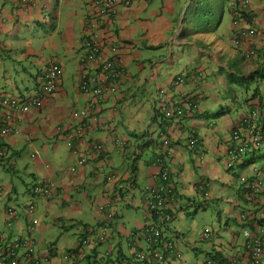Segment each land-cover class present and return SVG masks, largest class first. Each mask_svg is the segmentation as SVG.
Masks as SVG:
<instances>
[{
  "label": "crops",
  "instance_id": "1",
  "mask_svg": "<svg viewBox=\"0 0 264 264\" xmlns=\"http://www.w3.org/2000/svg\"><path fill=\"white\" fill-rule=\"evenodd\" d=\"M90 2L36 0L33 6H21L0 0V90L24 94L35 88L36 76L49 63H58L63 69L60 90L47 98L41 109L19 117L20 133L4 141L7 157L0 166L19 179L23 190L15 184L3 189L0 234L6 240L25 236L28 218L23 208L32 202L36 206L34 218L39 220L34 234L37 256L48 258L49 248L62 254L76 245L80 229L97 231L100 217L96 203L104 191L110 190L119 196L114 194L115 219L108 239L101 244L93 240L72 260L64 261L58 254L48 262L124 264L130 258L131 233L135 232L138 246L145 247L139 233L152 219L144 208L142 195L153 183L155 168L151 162L157 157L163 134L170 139L171 154L164 157L163 168L169 172L177 191L175 217L188 216L190 208L194 213L203 210L210 206L209 202L224 203L219 217L223 215L226 221H219L210 251L224 258L239 255L242 240L235 239L236 230L230 222L242 229L236 218L249 207L240 199L236 172L250 170L251 174L258 153L248 155L244 165L231 171L225 169L224 157L231 130L249 114L251 107L260 104L259 98L264 104V83L250 79L255 70L264 68V37L251 41L258 54L245 61L240 50L231 45L234 29L228 14H223L225 20L215 33L188 35L183 30L182 18L191 0H135L131 8L120 10L105 23L99 36L106 51L119 46L117 60L125 78L118 92L101 104L99 118L105 128L90 125L83 136L81 148L89 159L85 166L76 167L75 151L67 147L56 129L65 127L74 132L71 112L86 107L89 99L78 90V65L87 19L92 12ZM262 9L264 0H251L246 13L250 20L255 16L253 23L257 29H264V16L258 15ZM244 22L237 28H245L248 21ZM178 76L185 81L175 85ZM163 90L167 101L177 105L189 103L190 115L180 121L163 119L158 112L159 93ZM191 131L202 147L198 156L187 147ZM70 133L66 132L73 145L81 144ZM27 136L32 139L31 147L27 145ZM116 139L125 141L122 148ZM91 141L104 145L105 157L98 158L89 152L87 144ZM32 150L38 151V158L30 157ZM261 150L264 153V147ZM71 167H76L73 173ZM263 167L264 164L259 169ZM112 174L118 180L109 183L107 177ZM44 179H50L54 185L53 196L47 201L33 198L29 192L31 185ZM203 180L209 184L205 191L208 197L197 191ZM9 207L16 210L17 217L7 228L5 209ZM137 209H143L142 216L137 217ZM123 218L133 223L129 231L120 224ZM163 236L179 239V232L169 225ZM211 253L205 252L204 257Z\"/></svg>",
  "mask_w": 264,
  "mask_h": 264
},
{
  "label": "built area",
  "instance_id": "2",
  "mask_svg": "<svg viewBox=\"0 0 264 264\" xmlns=\"http://www.w3.org/2000/svg\"><path fill=\"white\" fill-rule=\"evenodd\" d=\"M21 6H33L36 0H10ZM135 0H91L92 12L87 19V34L81 44V56L78 65V90L89 97L87 106L82 109H74L71 118L75 122L74 132L71 129L59 127L56 130L65 140L69 149L75 151L77 156L76 167H83L88 163V154L81 148L83 136L90 125H97L104 129L101 124L99 114L101 104L110 95H114L122 86L125 78L124 69L117 60L118 45L107 48L106 51L99 32L105 30V23L114 19L120 10L132 7ZM251 5V0H239L237 10L240 13L238 19L233 23L232 45L242 51L245 60H252L257 57V49L250 45L253 39L258 36L264 37V29H257L255 16L247 23L245 28H237L239 23H245L241 13H247ZM241 15V16H240ZM258 15L264 16V9ZM2 15L0 13V22ZM62 67L55 62L49 63L36 76V86L34 89L24 94H10L0 90V162L7 157V150L3 146L4 141L17 136L19 130V117L28 114L33 110L42 108L44 101L55 95L62 84ZM185 79L178 76L175 85L183 84ZM160 103L158 106L159 115L166 120L173 119L180 121L190 115L191 105H180L171 103L165 98V90L159 93ZM72 136L76 135L81 144L73 145ZM68 135V136H67ZM160 147L157 157L151 162V167L155 168L152 176L153 183L143 190L144 208L152 219V223L143 227L139 234L142 235L145 247L138 246L135 232L130 234L131 240L128 244L130 258L124 264H177L182 259L179 252V239L177 237L165 238L163 231L169 227L173 221L172 215L175 211V185L171 182L169 172L163 168V159L170 156V139L166 135H161ZM29 147L32 146L30 136L26 137ZM116 144L121 148L125 144L124 140L116 139ZM187 147L195 156L201 153V146L194 132L188 134ZM264 147V108L253 107L249 114L234 127L229 135L224 157V167L227 171L234 170L237 166L245 164V158L252 152H258ZM87 149L98 158L105 157L106 149L103 144L91 141L87 144ZM254 154V153H253ZM38 151L32 150L30 157L38 158ZM76 167H71L70 172H74ZM48 169L49 166L46 165ZM109 183L118 180V176L112 174L107 177ZM198 192H205L208 183L205 180L200 182ZM238 191L240 199L248 209L240 212L237 222L242 225L240 235L235 231V239L242 240V252L238 255L230 256L226 264H264V167L262 169L253 167L251 174L238 178ZM54 185L50 179H44L31 185L29 192L33 198L47 201L53 196ZM115 193L106 190L102 193L96 203V212L100 217L97 231L94 229H80V237L74 247L59 254L57 249L49 248L48 258L37 256V243L34 238L39 220L34 218L36 206L29 202L23 212L28 218L27 234L25 236L13 237L6 240L0 234V264H49V259L62 256L64 261L72 260L83 249L90 247L92 241L104 243L108 239L111 225L115 219L114 202ZM3 190L0 188V197ZM119 196V194H115ZM7 228L11 227L17 217L14 208L5 209ZM215 230L206 227L200 237L203 241H211ZM241 237V238H240ZM108 253L105 254V257ZM196 264H219L218 261L207 257Z\"/></svg>",
  "mask_w": 264,
  "mask_h": 264
},
{
  "label": "rangeland",
  "instance_id": "3",
  "mask_svg": "<svg viewBox=\"0 0 264 264\" xmlns=\"http://www.w3.org/2000/svg\"><path fill=\"white\" fill-rule=\"evenodd\" d=\"M196 0H193L194 2ZM191 6L187 7L185 21H188L190 16ZM186 24V22H185ZM12 82V80H11ZM263 150L258 151L257 156L255 157V162L253 163L254 167L259 168L264 164V153L261 152ZM255 152L250 153L252 155ZM25 155L28 154V149H25ZM30 158V157H29ZM250 173V170L247 172L237 171V178L235 184L238 182V176H246ZM29 182V181H28ZM15 184L19 190H23L20 185L19 179L15 178L12 173L8 172L6 168L0 166V188L5 189L8 185ZM229 192H233L234 190H229ZM210 206L205 209L197 210L194 213L193 209H189L190 214L185 216L184 214H180L175 217V219L170 223V227L175 228L179 232V252L182 254V259L179 264H196V262H201L204 260L205 252H209L211 245L209 241H203L200 237L202 231L206 227H212L215 230L214 235H216L217 228L219 226V221L222 220V224H225V217L221 215L219 217V210L225 207L224 203L219 202V205L216 203L209 202ZM137 217L142 216L143 209H137ZM126 216V215H125ZM121 226L124 225L125 231H129L133 228V223L129 221L128 218L121 220ZM230 225L234 226L233 229L240 232L238 227L230 222ZM123 228V227H122ZM241 238V237H240ZM125 244V241H123ZM195 248V249H193Z\"/></svg>",
  "mask_w": 264,
  "mask_h": 264
},
{
  "label": "trees",
  "instance_id": "4",
  "mask_svg": "<svg viewBox=\"0 0 264 264\" xmlns=\"http://www.w3.org/2000/svg\"><path fill=\"white\" fill-rule=\"evenodd\" d=\"M192 1L193 0H191L190 4L188 5V7L191 6L190 16L188 21H185L184 18L186 12L184 13V16L182 18L183 30L188 35L213 34L217 31L219 25L223 23V21L225 20V16H224L225 14H228V16H230L231 25H233V23L238 19V16L240 14L237 10V5L239 3V0H232L229 3V5L226 3L227 0H196L194 2ZM241 15L244 17L245 20L248 21V23H251L249 16L246 13H241ZM242 59L245 60L243 56ZM245 61H250V60H245ZM250 79L256 82L264 83V68L255 70L251 74ZM239 82H243V81L239 79ZM257 90L258 89H255L254 92H257ZM253 97H255V94ZM259 102L260 104L254 106L252 105V106L258 107L259 109H263L264 104H262V98H259ZM253 107H251V109ZM175 196H177L176 187H175ZM175 212L176 211L170 213L172 215L173 220L175 219V215H174ZM208 255L211 256L213 260H217V261L219 260L220 263L226 261V259H224V257L220 254H215V255L208 254Z\"/></svg>",
  "mask_w": 264,
  "mask_h": 264
},
{
  "label": "clouds",
  "instance_id": "5",
  "mask_svg": "<svg viewBox=\"0 0 264 264\" xmlns=\"http://www.w3.org/2000/svg\"><path fill=\"white\" fill-rule=\"evenodd\" d=\"M232 36H233V35H232ZM231 45H232V39H231ZM232 47H234V46L232 45ZM234 48H235V47H234ZM235 49H236V50H240V49H238V48H235ZM240 54L242 55V51H241V50H240ZM242 56H243V55H242ZM243 58H244V57H243ZM246 158H247V157H246ZM246 158H245V159H246ZM238 178H239V177H238ZM236 221H237V220H236ZM98 227H99V226H98ZM240 230H241V229H239V231H240ZM109 232H110V231H109ZM108 237H109V234H108ZM129 242H130V241H129ZM100 244H101V243H100ZM106 253H108V252H106ZM106 253H105V254H106ZM105 254H104V255H105ZM211 254H212V253H211ZM108 255H109V253H108ZM107 257H108V256H107ZM207 257H211V256L208 255ZM207 257H206V258H207ZM206 258H204V259H206ZM211 258H212V257H211ZM228 258H229V257H228ZM228 258L226 257V258H224V259L227 260ZM216 261H217V260H216ZM218 262H219V260H218ZM177 264H179V263H177ZM219 264H226V261H225V262H222V263L219 262Z\"/></svg>",
  "mask_w": 264,
  "mask_h": 264
}]
</instances>
